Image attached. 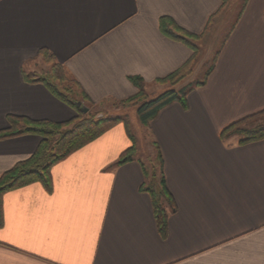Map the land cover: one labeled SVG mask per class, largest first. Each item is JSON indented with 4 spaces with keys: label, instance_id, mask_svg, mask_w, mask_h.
<instances>
[{
    "label": "crops",
    "instance_id": "crops-1",
    "mask_svg": "<svg viewBox=\"0 0 264 264\" xmlns=\"http://www.w3.org/2000/svg\"><path fill=\"white\" fill-rule=\"evenodd\" d=\"M244 2L206 83L193 81L204 58L199 54L192 74L172 87L157 81L182 69L194 52L165 30L182 36L178 27L203 39L223 26L233 6L222 0H0V131L10 118L64 123L77 115L44 83L29 81L44 52L69 73L90 111L135 97L131 78L143 80L149 98V90L165 87L188 92L185 106L170 104L147 126L159 177L137 149L132 161L117 164L132 147L119 124L56 164L51 190L35 183L7 192L0 264H264V140L240 144L221 136L264 111V0ZM41 141L37 135L0 138V178ZM161 172L173 201L162 200L165 236L147 191Z\"/></svg>",
    "mask_w": 264,
    "mask_h": 264
},
{
    "label": "trees",
    "instance_id": "trees-1",
    "mask_svg": "<svg viewBox=\"0 0 264 264\" xmlns=\"http://www.w3.org/2000/svg\"><path fill=\"white\" fill-rule=\"evenodd\" d=\"M222 1L226 5L227 0ZM246 1L247 0H245L244 5ZM172 24L174 25V23ZM162 27H164L163 21ZM175 30L182 36H178L172 31L165 30V32L171 37L188 45L193 50L194 55L193 59L182 69L165 79L157 81L159 84H168L172 87L179 85L192 74L193 64L199 56L197 42L202 39V37L186 35L178 27H175ZM41 54V56L46 58L48 62L53 63L52 74L54 81L56 80V82L59 83L65 81L74 83L65 68L57 64L51 55L46 52ZM218 54L219 53H217L214 58L211 67L207 71L205 78L200 85H204L208 77L214 71ZM26 79L29 80L27 76ZM30 79L31 80L29 81L32 82L44 83L57 98L70 105L76 111L77 115L70 121L64 123L33 121L25 118H10V127L4 131H0L1 139L22 135H37L42 139L38 149L29 159L18 163L13 169L6 172L0 178V224L2 223V199L7 192L35 183L42 184L48 191L51 190V169L59 162L68 158L71 154L100 138L115 126L123 124L126 128L128 137L132 142V147L121 156L117 164L122 165L132 161L137 149V140L132 132L131 124L128 119L99 115V112L92 111L85 114L82 111V108L77 105V103L81 102L73 91L72 86L66 88L67 93L61 91L55 82L51 81L47 76L40 77L31 75ZM130 80L138 88L139 93L135 97L121 102V104L135 108L141 122L145 126H148L150 122L158 116L160 111L170 104L179 102L184 106L186 105L188 92L185 90L176 91L175 89H170L154 99H150L144 91V82L142 79L131 78ZM82 106L85 105L82 104ZM263 117L264 111H261L255 115L242 119L225 128L222 131L221 136L224 139H229L239 135L242 137L239 141L240 144L262 141L264 140V122L261 123L259 120ZM252 122H258V124L251 129L242 128V126ZM158 159L161 161V156H159ZM147 191L151 193L155 217L162 235L165 236L168 227V212L162 200L164 199L171 204L173 201L168 192L164 174L162 172L159 182L151 183V186Z\"/></svg>",
    "mask_w": 264,
    "mask_h": 264
},
{
    "label": "rangeland",
    "instance_id": "rangeland-1",
    "mask_svg": "<svg viewBox=\"0 0 264 264\" xmlns=\"http://www.w3.org/2000/svg\"><path fill=\"white\" fill-rule=\"evenodd\" d=\"M244 1L245 0H227L226 5L228 6L229 4V8H230V5L231 7L233 6L230 17L226 19L223 26H220V28H217L213 34L209 32V34L206 37H204L202 40L197 42L198 46L201 45V49L199 48V54L202 55V57L204 58L202 60V64L200 68L195 73V76L193 78L194 82H201L204 80L206 72L209 70V68L212 65L213 56L219 50L221 43L225 40L226 36L229 34L232 24L237 19V16H238L237 13L239 12V10H241L242 4ZM206 50L208 51L205 53ZM52 67H53V63L48 62L46 58L42 57L41 59L37 60V63L32 65V71H33L32 75L40 76V77L47 76L49 79H51V81H54L53 80L54 77L52 74ZM54 82L58 86V88L63 92H67L66 88L72 86L71 83L68 81L59 83V82H56L55 80ZM166 89L167 88L165 87L164 90H161L159 92L155 91L156 93L154 94H152V91L149 90L148 93L150 94V99H154L155 97L159 96V94L160 93L162 94V92H164ZM91 111L99 112V115H106V116H111V117H120V118L128 119L137 137V151L138 152L137 151L136 152L138 156L142 158L143 160H145V162L148 164V167L150 169H153V166L155 165L154 166L155 173L159 177L160 169H159L158 161L156 160L155 163L153 164L149 158L151 148L149 144L148 128L141 122L136 109H133V107L129 105L125 106L119 103H109L106 105H102L101 107H96ZM259 121L263 123L264 117L261 118ZM256 124H258V122H252V123L242 126V128L251 129ZM232 139H234V141L236 140L240 141L242 137L237 135V136H234Z\"/></svg>",
    "mask_w": 264,
    "mask_h": 264
},
{
    "label": "water",
    "instance_id": "water-1",
    "mask_svg": "<svg viewBox=\"0 0 264 264\" xmlns=\"http://www.w3.org/2000/svg\"><path fill=\"white\" fill-rule=\"evenodd\" d=\"M77 105L80 106V107L82 108V111H83L85 114H87V113L90 111V109H89L88 107H86V106H82L81 103H77Z\"/></svg>",
    "mask_w": 264,
    "mask_h": 264
}]
</instances>
